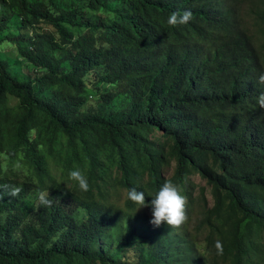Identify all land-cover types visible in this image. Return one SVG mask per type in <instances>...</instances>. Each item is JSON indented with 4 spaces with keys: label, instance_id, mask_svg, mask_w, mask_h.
Here are the masks:
<instances>
[{
    "label": "trees",
    "instance_id": "trees-1",
    "mask_svg": "<svg viewBox=\"0 0 264 264\" xmlns=\"http://www.w3.org/2000/svg\"><path fill=\"white\" fill-rule=\"evenodd\" d=\"M262 73L264 0H0V264H264Z\"/></svg>",
    "mask_w": 264,
    "mask_h": 264
},
{
    "label": "clouds",
    "instance_id": "clouds-1",
    "mask_svg": "<svg viewBox=\"0 0 264 264\" xmlns=\"http://www.w3.org/2000/svg\"><path fill=\"white\" fill-rule=\"evenodd\" d=\"M191 19L192 12L190 10H185L182 15L177 12H172L167 19V24L172 27H177L189 23ZM258 82L264 84V73L258 77ZM257 102L261 108H264V94H261L258 97ZM171 173L174 174V171H171ZM69 178L78 183L81 191H89L90 184L88 179L79 169L72 170L69 173ZM195 184L197 188L198 184L196 182ZM19 192L20 189H14L11 194L15 196L19 195ZM38 196L40 204L45 207L52 206V201L47 198L48 193L40 192ZM147 196L152 197L150 204L146 200L145 191L132 188L127 192V197L125 198L137 205L138 210L144 207H150L152 216L150 223L154 227L159 228L161 225L166 223L170 228H176L178 232L185 230L187 223V198L181 195V190L178 185L166 180L154 195ZM125 200L126 199L122 198L124 203ZM215 247L217 254L222 255V243L217 241Z\"/></svg>",
    "mask_w": 264,
    "mask_h": 264
},
{
    "label": "rangeland",
    "instance_id": "rangeland-1",
    "mask_svg": "<svg viewBox=\"0 0 264 264\" xmlns=\"http://www.w3.org/2000/svg\"><path fill=\"white\" fill-rule=\"evenodd\" d=\"M31 34H33V30L30 31ZM15 35H18V33H15ZM1 56L5 59H8V58H11V59H14V61L17 62V59H18V53H17V50L15 48H11V47H6L5 48V51L1 54ZM20 59V58H19ZM21 60V59H20ZM16 64V63H15ZM14 67H17L16 69V74L18 76H21V77H28L30 74H29V69L27 67H24V66H14ZM12 103H14V101H12ZM170 175H173L172 173ZM194 182H196L198 185H197V188L195 189V192H196V195H198V193L200 192V188L199 186H204V187H207V183L205 180H203L201 177L197 176L195 177L194 179ZM125 194H123L122 198L125 199ZM207 197H208V200H209V204L212 205L213 204V199H212V195H211V190L210 188L207 187ZM122 203H124L122 200H121Z\"/></svg>",
    "mask_w": 264,
    "mask_h": 264
}]
</instances>
